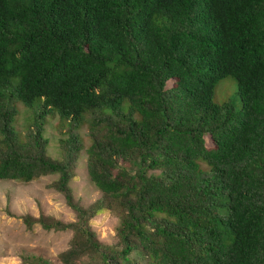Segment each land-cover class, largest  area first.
<instances>
[{"label": "trees", "instance_id": "trees-1", "mask_svg": "<svg viewBox=\"0 0 264 264\" xmlns=\"http://www.w3.org/2000/svg\"><path fill=\"white\" fill-rule=\"evenodd\" d=\"M229 75L239 102L217 103ZM55 115L63 159L46 156ZM84 125L87 206L70 185ZM51 174L75 213L40 217L71 232L60 264H264V0H0V179ZM111 210L106 246L91 224Z\"/></svg>", "mask_w": 264, "mask_h": 264}, {"label": "rangeland", "instance_id": "rangeland-1", "mask_svg": "<svg viewBox=\"0 0 264 264\" xmlns=\"http://www.w3.org/2000/svg\"><path fill=\"white\" fill-rule=\"evenodd\" d=\"M173 83L168 82L167 87ZM218 95L235 97L237 88L232 76H225L219 80L215 87L214 101L220 103ZM18 115L15 127L18 133L23 134L31 119V110L18 104ZM58 117H48L45 123L44 134L48 138L46 156L51 159H61L63 152L60 147L59 137H67L58 131ZM65 131V130H63ZM82 139L83 148L79 151L74 167L75 178L70 182L74 200L82 206H87L99 200L101 193L90 182L87 174V161L85 148L90 144L92 134L87 125L77 130ZM205 144H211L209 134H205ZM63 159V158H62ZM150 171H147L149 174ZM57 174L40 176L30 182L0 179V264H25L21 255H42L50 259L53 264L57 261L58 254L69 246L71 232L69 230L45 229L40 221L43 216L47 221H60L69 223L74 220V211L66 204L64 196L48 187L56 180ZM27 219V220H26ZM119 216L114 211L100 213L93 217L91 228L95 231L98 240L106 245H116V227ZM120 246V245H119ZM84 261H88L85 259ZM79 264H82L79 263Z\"/></svg>", "mask_w": 264, "mask_h": 264}, {"label": "clouds", "instance_id": "clouds-1", "mask_svg": "<svg viewBox=\"0 0 264 264\" xmlns=\"http://www.w3.org/2000/svg\"><path fill=\"white\" fill-rule=\"evenodd\" d=\"M217 93H218V91H217ZM229 95H230V94H229ZM229 95H228V96H229ZM17 115H18V114H17ZM16 118H17V117H16Z\"/></svg>", "mask_w": 264, "mask_h": 264}]
</instances>
